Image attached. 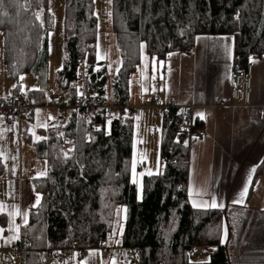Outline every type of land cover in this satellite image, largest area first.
Segmentation results:
<instances>
[{
    "label": "trees",
    "instance_id": "1",
    "mask_svg": "<svg viewBox=\"0 0 264 264\" xmlns=\"http://www.w3.org/2000/svg\"><path fill=\"white\" fill-rule=\"evenodd\" d=\"M52 2L5 0L8 16L0 10V34L4 40L3 61L11 81L18 82L24 74H33L37 80L45 77L48 33L54 28ZM41 12L43 27L36 19ZM237 12L239 20L234 19ZM94 13L93 0H65V57L63 70L55 72L54 88L68 104H75L81 96L77 94L78 89L81 92L77 73L81 72L82 57L92 67L99 66L100 70L92 73L93 87L100 95L106 93L107 70L95 57L98 20ZM112 31L121 57L112 91L124 102L129 100L130 77L141 64L142 43L150 57L164 61L169 52L192 53L198 36L231 35L234 55L241 66L249 63V57L264 56V0H113ZM40 89L43 92L34 90L26 97L44 107L49 93ZM13 93L18 95L20 91L16 88ZM36 110L26 121L23 137L36 157L46 162L47 176L33 180L42 200L22 227L17 242L24 251L19 264H55V249L92 250L106 243L117 245L119 237V246L138 250L139 264H200L190 253L194 246L209 256L204 264H231L233 251L239 255L237 264H264V243L258 241L262 233L259 227L264 225L263 212L251 217L237 207L222 212L192 209L188 204L190 146L175 139L181 121L176 108L156 111L162 114L163 174L143 177L142 200L137 199V187L131 183V117L112 119L109 125L106 117L99 114L89 122H77L73 117L60 122L55 114V120L49 119L46 128H38L33 134L30 125L35 124ZM202 127L197 120L196 128L202 131ZM61 132L63 138L59 136ZM35 136L47 140L34 142ZM66 139L76 144L78 151L71 155L85 165L83 175L72 160L65 163L62 156L57 158L61 150L71 148ZM4 171L0 160V176ZM120 206L127 207L123 223L121 215L115 214ZM3 220L1 216L0 222L5 225ZM225 225L229 231L226 244L221 243ZM234 230L241 231L236 243ZM42 253L45 256L41 260Z\"/></svg>",
    "mask_w": 264,
    "mask_h": 264
},
{
    "label": "crops",
    "instance_id": "2",
    "mask_svg": "<svg viewBox=\"0 0 264 264\" xmlns=\"http://www.w3.org/2000/svg\"><path fill=\"white\" fill-rule=\"evenodd\" d=\"M199 37L203 39L199 42L196 40L192 53L175 52L171 57L168 55L164 61L156 59L154 62L153 57L147 54L146 49L142 50L141 64L131 75V86H129L128 102L133 107L129 117L133 119L134 136L135 123L143 124L144 121L146 123L155 121L149 116L150 112L148 111L150 110L144 109V106L149 104L145 100L147 97L150 98L149 102L161 96L165 103L173 102L178 107H193L194 116L202 123L203 127L201 138L193 140L189 145L186 195L191 180L194 192L197 189H206L208 192L216 194L218 202L224 203L225 207L193 208L187 195L188 204L192 209L222 212H225L229 207H237L250 212L251 217H254L256 213H264L262 211L264 209V56L254 57L257 63H251L253 66L251 106L234 107L231 106L232 89L229 78L236 59L234 40L220 39L222 37L233 38V36ZM225 44L231 49V58L225 52ZM103 65L108 71L104 62ZM45 77L48 75L46 74ZM153 89L156 93H152ZM219 100L224 101L226 105L218 106ZM197 112H203L205 119L201 120L197 117ZM137 116L140 117L139 120L135 119ZM26 124V122H22L8 127L0 118V143L5 142L8 147L7 151H0V160L5 165V171L0 176V204L4 206L0 211V217H4L3 221L6 222L5 225L0 222V228H5L2 234L4 237L11 235L9 229L16 225H20L21 236L22 227L25 226L21 216L10 217L9 212H13L17 208L27 211L29 222L32 210L37 208L32 207L35 204V194L37 193L33 180L39 178L36 176V171L39 169L37 162L40 159L36 157L34 149L24 140ZM156 134L157 130L154 133L155 142H153L149 134L143 133L146 153L143 164H145L146 170L149 153L153 148L152 143H154V149L155 147L157 149L158 142L160 150L161 136L159 134V140H157ZM149 168L155 172L156 163L155 166L151 164ZM253 168H255V172H252ZM161 169L160 165V171ZM250 174L252 182L244 203L233 204L232 201L239 198V192L248 183ZM194 198L200 199L196 196ZM203 199L210 200V196L205 195ZM259 228L262 229V233L258 241L264 243V225ZM17 241L6 242L5 239H0V264H5L2 251L10 249ZM90 252L94 254H90ZM74 254L70 258L71 260L69 259L72 264H82V262L113 264V261L115 264H121L116 251H111L106 256L99 249L90 250L86 257ZM208 260L209 256L200 262Z\"/></svg>",
    "mask_w": 264,
    "mask_h": 264
},
{
    "label": "built area",
    "instance_id": "3",
    "mask_svg": "<svg viewBox=\"0 0 264 264\" xmlns=\"http://www.w3.org/2000/svg\"><path fill=\"white\" fill-rule=\"evenodd\" d=\"M79 65L81 70L79 82L83 95L80 96L75 104H68L66 99L56 92L48 95V103L52 104L51 108L55 111L57 120L66 122L69 118L73 117L77 122H89L94 119L96 114L105 116L107 120L128 118L133 110L130 103L128 101L120 102L113 91L109 94L106 92L105 95H100L96 92L92 83V73L95 68L87 62L86 57L81 58ZM252 77V64L249 62L246 66H241L239 59L236 58L230 77L232 89L231 106H251ZM160 101H162L161 96L155 98L151 104V108L157 112L176 108L178 110L177 114L181 117L180 124L176 130V140L178 139L183 142L189 140L192 142L193 140L201 138L202 131L196 128L197 120L193 113V107H178L173 102L161 103ZM225 105L226 103L224 101H218V106ZM44 107L49 108L48 104ZM37 108L39 107L23 94L16 95L12 91L8 95L0 96V118L8 127H13L16 124L28 121ZM97 249L101 250L104 256L111 252V248L106 244L100 245ZM117 249L116 252L121 260L127 262L128 259H124L127 256L129 257L128 264H139L138 250L132 248L126 249L121 246H117ZM23 251L22 245L18 242L14 243L10 249L3 250L2 258L5 264H19V258ZM89 251V249H79L76 247L68 249L65 252L60 249H55L53 251L56 260L55 264H65L70 259V255L74 253L79 254L81 257H86ZM190 253L193 257H196L198 255V248L196 246L192 247ZM44 256L45 253H42L40 259L42 260Z\"/></svg>",
    "mask_w": 264,
    "mask_h": 264
},
{
    "label": "rangeland",
    "instance_id": "4",
    "mask_svg": "<svg viewBox=\"0 0 264 264\" xmlns=\"http://www.w3.org/2000/svg\"><path fill=\"white\" fill-rule=\"evenodd\" d=\"M52 8H53V15H54V28L51 31V42H52V48L53 51L51 54H49V64L48 69L44 72V75H48V77H44L43 79L37 80L35 75L33 74H24V80L18 82H13L9 79L7 74V69L3 61V49H4V40L3 36L0 34V96L8 95L10 92H12L14 89L18 88L20 91V85H24L23 92L20 91V94L28 96L31 91H34L35 89L44 88L47 89L48 95L50 93H55L54 88V76L55 72L58 68L63 65L64 57H65V50H64V10H65V0H53L52 2ZM99 13V20L98 24L99 27H97V40H96V50H95V57L97 60V53L99 52L103 59H100L98 62L103 61L107 65L108 69V83H107V93L109 94L111 91V83L114 78V76L117 74L116 69L120 68L121 65V57L119 50L117 49L115 37L112 31V3H107V0H95V13ZM107 12H111V16L107 15ZM49 42V40H48ZM99 45V47H97ZM145 49V47H144ZM110 66V67H109ZM16 85L14 88L13 86ZM152 93H156L155 91H152ZM146 101H148L149 104H144V109L150 110L148 112L150 118H154L155 121H152L151 123H146L145 121L143 124H139L138 122L135 123L136 129H135V136H133V143L134 141H137L136 143V153H137V159H139L140 153H145V146H144V139H143V133L146 135H150L155 142V131L157 130V140H159V134L161 136L162 131V114L157 113L154 109L151 108V102L150 98H146ZM145 103V101H144ZM48 107H39L36 110L35 114V124L30 125V130L33 134H35L36 130L38 128H46L48 120H55V111L51 108L52 104L48 103ZM159 122V123H158ZM138 125V127H137ZM143 132H142V131ZM142 141V142H139ZM26 144V143H25ZM153 148L150 151V157L147 165L148 167L153 164L155 166V163L157 161V156H159L160 159V150L158 149V142H157V149L155 147L154 149V143H152ZM27 145V144H26ZM32 149L33 147L29 145ZM8 147H6L5 142L0 143V151H7ZM134 151V150H133ZM133 157V154H132ZM2 161V160H1ZM3 163V161H2ZM4 165V163H3ZM38 170L36 171V176H38V173L40 172H47V164L43 160H39L37 162ZM5 166V165H4ZM145 164L138 163L137 164V173L144 172ZM144 177V176H143ZM142 178L141 179L142 181ZM137 187V186H136ZM250 212H246L245 214H249ZM124 216L125 214H121L122 223L124 222ZM123 227V224L121 225ZM244 228V227H243ZM5 229V228H4ZM239 229V228H238ZM245 230V228L243 229ZM235 231V230H234ZM236 236H235V243L240 240L241 231L239 232L236 230ZM120 234V233H119ZM245 236L246 230L243 232ZM242 237L241 239H243ZM224 244L228 242L229 239V231L227 234V238H224V231H223V237ZM117 241V239H116ZM115 241V242H116ZM120 241V237H119ZM5 245V244H4ZM110 251L114 252L117 251V246H119V243L117 245H113L112 242L109 243ZM71 249V248H70ZM75 254L70 255V258H72ZM118 255L117 258L119 259V262L121 264H128L129 257L125 256L124 259H128L126 262L125 260H121ZM207 254H204L203 251L198 250V255L194 257V261H204L207 259ZM239 255L236 252L231 253V264H237ZM71 260V259H70ZM68 261L67 264H72L71 261Z\"/></svg>",
    "mask_w": 264,
    "mask_h": 264
},
{
    "label": "snow or ice",
    "instance_id": "5",
    "mask_svg": "<svg viewBox=\"0 0 264 264\" xmlns=\"http://www.w3.org/2000/svg\"><path fill=\"white\" fill-rule=\"evenodd\" d=\"M50 2V0H49ZM113 2V0H107V3L111 4ZM93 3H95V0H93ZM19 7H22V6H19ZM0 10H3L2 11V14L4 16H8V11L5 10V0H0ZM49 11H51V9H49ZM97 17V20H99V13H94ZM107 15L111 16V12H107L106 13ZM41 15H42V12L41 13H37L36 14V19L37 20H40V23H41V27H43V20L41 19ZM234 19L236 20H239L240 19V14L239 12L236 13ZM97 27H99V25H97ZM189 27H191V25L189 24ZM180 35L183 36L184 35V30H181L180 31ZM51 36H52V33L49 32L48 33V53L51 54L52 51H53V48H52V42H51ZM201 39H203L202 37H196V40L199 42ZM222 40H226V39H233L234 40V37L233 38H227V37H222L220 38ZM97 47H99V45H97ZM145 47V45L142 43L140 45V48L141 50H143ZM224 49H225V52L228 53L229 55V58H231V49L228 47L227 44L224 45ZM169 57H171L172 55H174V53L172 52H169L168 53ZM104 57H102L100 55V53L98 52L97 53V60L99 61L100 59H103ZM153 61L155 62L156 58L153 57L152 58ZM249 62L252 63V64H255L257 63V61L252 58V57H249ZM162 63V62H161ZM110 67V66H109ZM63 70V65H61L60 68L57 69V72H60ZM100 68L99 66H97L94 71H99ZM119 68L116 69L117 72H119ZM80 73L78 72L77 75H79ZM24 75H20L19 79L20 81H23L24 80ZM155 78V77H153ZM230 78V77H229ZM129 86H131V81H129ZM14 88L16 87V85L13 86ZM107 87V86H105ZM143 87V85H142ZM23 89H24V85H20V91L23 92ZM36 91H41L43 92V89H35ZM130 90V88H129ZM163 90V89H161ZM146 91V89H145ZM153 91H155V89H153ZM46 94V93H45ZM77 94L78 95H83L82 92H79V89L77 90ZM105 99H107V97H105ZM35 102V101H33ZM161 103H163V101H160ZM38 111V110H37ZM196 116L199 117L201 120H204L205 119V114L203 112H197L196 113ZM136 120H139L140 117L137 116L135 117ZM111 119H109L107 121V123L110 125L111 124ZM138 127V125H137ZM97 131H99V129H97ZM60 138H63L64 137V133L61 132L59 134ZM198 139V138H197ZM41 140H47V137H44V136H35V140L34 142L36 141H41ZM93 138L92 137H89V142H92ZM139 142H142V141H139ZM179 142V140L177 139V143ZM65 143H68L71 145V148H69L67 151H64V150H61V154L57 157L58 159L60 158V156H62L63 158V162H67L69 160H72L74 162V164H78L79 167H80V173L81 175H83V172H84V167L85 165H83L82 163H80V161L78 159L75 158L74 155H71L72 153H75L76 151H78L77 147H76V144L74 141H71V140H65ZM136 143L137 141H134L133 143V157H132V160H131V183L133 185H136L137 186V199L138 200H142L143 199V184H142V181L141 179L139 178H142L144 175H148V176H152V175H162L163 173L160 171V165H161V161L159 159V156H157V161H156V171L153 172L152 169H147L146 171L144 172H139L137 173V164L138 163H143L144 160L146 159V153H140L139 154V159H137V153L135 151L136 149ZM185 146H187L188 142L185 141ZM126 168H127V165H126ZM252 172H255V168L252 169ZM119 175V174H117ZM44 176H47V172L44 171V172H40L38 173V177H44ZM252 182V176L251 174L249 175L248 177V183H246L244 186H243V189L239 192V198L238 199H234L232 201L233 204H243L244 203V200L249 192V185L251 184ZM259 183V182H257ZM178 191L180 189H177ZM187 195H188V198H189V201L191 202V205L193 208H205V209H208V208H211V209H215V208H224L225 205L224 203H221V202H218V199H217V195L214 194V193H210L208 192L206 189H197L195 190L194 192V189H193V185H192V182L190 180L189 182V185L187 187ZM205 195H208L210 196V200H205L203 199V196ZM194 196L196 197H200V199H196L194 198ZM226 196V194H225ZM175 198V197H174ZM41 200H42V196L40 193H36L35 194V204L32 205V207H38L40 206V203H41ZM3 205L0 204V211L3 210ZM107 207V205H106ZM262 211H264V209H262ZM121 213H124L125 216H124V219H126V213H127V207L126 206H120V207H117L116 210H115V214L117 217H120ZM8 215L10 217L12 216H16V215H19L22 217L23 219V223L24 225H27L28 224V212L27 211H21L19 210L18 208L15 209L13 212H9ZM4 232V229L3 228H0V239H5L6 242H11L13 240H19L20 239V225H16L14 228H10L9 229V232L12 233L11 235L7 236V237H4L2 234ZM115 232V230H114ZM119 232H120V235L123 234V227L121 226L120 229H119ZM227 234H228V230H227V226L225 225L224 227V238L226 239L227 238ZM112 236L113 234H110L109 235V240H112ZM116 243H120L119 240L116 241ZM221 243H224V239L221 240ZM90 254H94V253H91ZM65 264H67V262H65ZM82 264H86V262H82ZM113 264H115V261H113ZM200 264H204V262H200Z\"/></svg>",
    "mask_w": 264,
    "mask_h": 264
},
{
    "label": "water",
    "instance_id": "6",
    "mask_svg": "<svg viewBox=\"0 0 264 264\" xmlns=\"http://www.w3.org/2000/svg\"><path fill=\"white\" fill-rule=\"evenodd\" d=\"M186 141L188 142L187 146H189L190 145V141L189 140H186Z\"/></svg>",
    "mask_w": 264,
    "mask_h": 264
}]
</instances>
